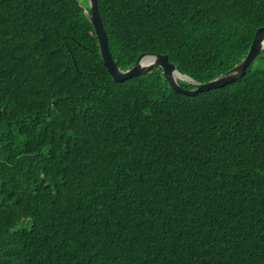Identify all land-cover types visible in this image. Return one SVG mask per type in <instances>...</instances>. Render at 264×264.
Listing matches in <instances>:
<instances>
[{
	"label": "trees",
	"instance_id": "16d2710c",
	"mask_svg": "<svg viewBox=\"0 0 264 264\" xmlns=\"http://www.w3.org/2000/svg\"><path fill=\"white\" fill-rule=\"evenodd\" d=\"M97 6L121 70L154 52L198 82L264 26V0ZM0 264H264V50L189 96L114 81L76 0H0Z\"/></svg>",
	"mask_w": 264,
	"mask_h": 264
},
{
	"label": "water",
	"instance_id": "95a60500",
	"mask_svg": "<svg viewBox=\"0 0 264 264\" xmlns=\"http://www.w3.org/2000/svg\"><path fill=\"white\" fill-rule=\"evenodd\" d=\"M77 5L81 8L91 23L97 37L103 65L111 75L112 79L116 82H122L126 79L148 73L154 68H160L169 87L173 91L184 95L194 96L202 91L222 87L243 77L247 67L264 50V26H262L255 30L253 40L244 58L232 68L206 82L195 81L190 76L182 73L176 65L171 63L168 60L167 55L154 52L140 53L136 58L135 63L130 68L121 70L114 62L108 49L107 36L98 12L97 0H87V7L78 2ZM178 80L190 83L193 87H182L178 83Z\"/></svg>",
	"mask_w": 264,
	"mask_h": 264
},
{
	"label": "rangeland",
	"instance_id": "374dc122",
	"mask_svg": "<svg viewBox=\"0 0 264 264\" xmlns=\"http://www.w3.org/2000/svg\"><path fill=\"white\" fill-rule=\"evenodd\" d=\"M78 3H80L81 5H84V0H76Z\"/></svg>",
	"mask_w": 264,
	"mask_h": 264
}]
</instances>
